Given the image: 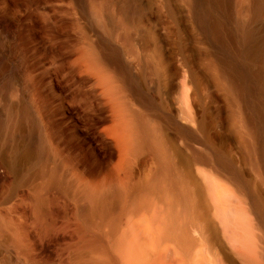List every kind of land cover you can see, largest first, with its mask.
<instances>
[{
	"label": "bare ground",
	"instance_id": "1",
	"mask_svg": "<svg viewBox=\"0 0 264 264\" xmlns=\"http://www.w3.org/2000/svg\"><path fill=\"white\" fill-rule=\"evenodd\" d=\"M0 264H264V0H0Z\"/></svg>",
	"mask_w": 264,
	"mask_h": 264
}]
</instances>
